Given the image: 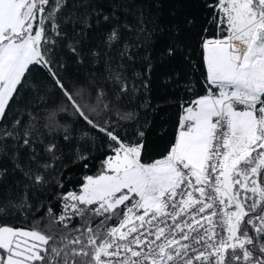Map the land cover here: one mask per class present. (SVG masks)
<instances>
[{
    "label": "snow or ice",
    "instance_id": "obj_1",
    "mask_svg": "<svg viewBox=\"0 0 264 264\" xmlns=\"http://www.w3.org/2000/svg\"><path fill=\"white\" fill-rule=\"evenodd\" d=\"M0 264H264V0H0Z\"/></svg>",
    "mask_w": 264,
    "mask_h": 264
},
{
    "label": "trees",
    "instance_id": "obj_2",
    "mask_svg": "<svg viewBox=\"0 0 264 264\" xmlns=\"http://www.w3.org/2000/svg\"><path fill=\"white\" fill-rule=\"evenodd\" d=\"M172 118L174 119L175 116V110L174 109H169L168 110ZM165 114L161 113V117H164ZM173 120L172 119H165L163 125L161 124L160 119L158 118L156 123L153 125V128L151 132L149 133L148 136V149L149 153L152 155L158 154L159 151L162 149L163 145L167 141V137L161 138L157 133L162 127H168L169 128V134H171V125H172Z\"/></svg>",
    "mask_w": 264,
    "mask_h": 264
}]
</instances>
